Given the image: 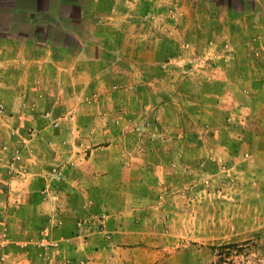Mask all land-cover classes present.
Segmentation results:
<instances>
[{
  "label": "rangeland",
  "instance_id": "1",
  "mask_svg": "<svg viewBox=\"0 0 264 264\" xmlns=\"http://www.w3.org/2000/svg\"><path fill=\"white\" fill-rule=\"evenodd\" d=\"M202 1L232 14H220L227 32L219 23L220 32L187 36L195 67L172 65L181 75L166 84H153L154 68H143L134 103L129 96L80 100L107 108L96 140L103 143L77 140L78 127L75 139L62 130L74 144L58 146V164L43 146L50 172H86L90 146L102 149L97 172H140L135 199L120 203L130 214L126 230L141 233L112 247L111 235L120 233L110 230L122 225L117 201L91 207L89 195L67 190L62 173L54 189L46 178L22 185L11 176L0 184V264H264V0ZM172 42L171 56L181 55ZM230 57L246 61L227 76L221 64ZM247 62L250 76L236 73Z\"/></svg>",
  "mask_w": 264,
  "mask_h": 264
},
{
  "label": "crops",
  "instance_id": "2",
  "mask_svg": "<svg viewBox=\"0 0 264 264\" xmlns=\"http://www.w3.org/2000/svg\"><path fill=\"white\" fill-rule=\"evenodd\" d=\"M220 14L227 18L232 12L202 0H0V184L8 183L11 176L22 185L42 181L41 177L54 189V178L62 173L70 185L67 190L89 195L91 207L104 209L117 201L122 208L120 202H132L130 192L139 187L140 172H97L95 157L102 149L95 146H90L86 157V172L58 168L50 172L43 163L47 152L43 146L51 147L52 162L58 164V146L74 144L61 135L62 130L75 139L78 127L77 140L103 143L96 140L100 116L108 115L107 108L79 105L80 100L129 96L136 102L134 86L146 79L145 67L154 68L153 73L148 71L153 84L179 77L172 65L199 63L195 57L189 59L188 49L195 47L188 43L189 34L214 32L217 26L219 32L221 27L229 31L230 23ZM172 41L184 49L181 55L171 56ZM225 61L221 65L228 66V76L235 72L233 64L246 58ZM251 66L242 63L236 73L246 74L247 69L251 73ZM126 207L118 212L119 230L113 217L108 220V228H115L110 231L120 233V237L111 235L112 247L121 248L128 233H141L126 230L130 223ZM143 250L147 256L154 254L150 248Z\"/></svg>",
  "mask_w": 264,
  "mask_h": 264
}]
</instances>
